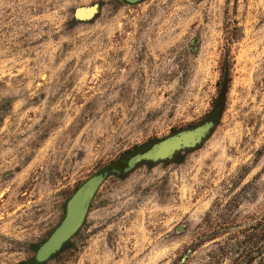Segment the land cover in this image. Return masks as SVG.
<instances>
[{
	"label": "rangeland",
	"instance_id": "1",
	"mask_svg": "<svg viewBox=\"0 0 264 264\" xmlns=\"http://www.w3.org/2000/svg\"><path fill=\"white\" fill-rule=\"evenodd\" d=\"M226 49L212 132L109 174L41 264H264V0H0V264L35 256L85 179L205 121Z\"/></svg>",
	"mask_w": 264,
	"mask_h": 264
},
{
	"label": "water",
	"instance_id": "2",
	"mask_svg": "<svg viewBox=\"0 0 264 264\" xmlns=\"http://www.w3.org/2000/svg\"><path fill=\"white\" fill-rule=\"evenodd\" d=\"M95 11V6L79 7L75 11V16L79 19H86L91 17ZM216 121L217 118L213 117L194 127L181 129L158 139L146 150L138 151L125 162H121L120 167L115 170L116 174L129 172L140 162L168 160L179 150L196 147L212 132ZM108 175V170L97 172L85 179L74 190L65 203L62 220L36 250L35 258L37 261L42 262L48 259L78 231L84 222L96 191Z\"/></svg>",
	"mask_w": 264,
	"mask_h": 264
},
{
	"label": "trees",
	"instance_id": "3",
	"mask_svg": "<svg viewBox=\"0 0 264 264\" xmlns=\"http://www.w3.org/2000/svg\"><path fill=\"white\" fill-rule=\"evenodd\" d=\"M228 55H229V49H226L224 57H223L222 62H221V65H220V74H219V77H218V80L216 83V95L214 96V98L211 101V109H210L209 113L207 114L206 120L213 118V117L218 119L222 110H223L224 101H225V94L227 92V89H228L230 81H231L230 61L228 59ZM152 143L153 142H151L149 144H142V145L138 146L131 153H128L127 155H125L123 157H120L118 159L113 160L112 162L107 164L105 167L100 169L98 172H102V171L104 172V171L108 170L109 174H113L115 176H118L116 174L115 170L120 167L121 162H125L131 155H133L134 153H136L138 151L146 150ZM164 162H166V161H164ZM141 163H144L148 166L152 165V162H150V161H144ZM39 246H40V244L36 247L35 250H37ZM41 263L42 262L37 261L35 256H33L32 258H30L26 261L20 262L18 264H41Z\"/></svg>",
	"mask_w": 264,
	"mask_h": 264
}]
</instances>
